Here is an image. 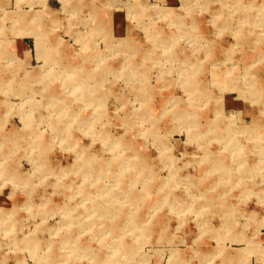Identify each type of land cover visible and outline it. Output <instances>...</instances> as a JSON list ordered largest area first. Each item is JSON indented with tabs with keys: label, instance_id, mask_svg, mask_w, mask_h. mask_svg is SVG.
<instances>
[{
	"label": "rangeland",
	"instance_id": "obj_1",
	"mask_svg": "<svg viewBox=\"0 0 264 264\" xmlns=\"http://www.w3.org/2000/svg\"><path fill=\"white\" fill-rule=\"evenodd\" d=\"M0 264H264V0H0Z\"/></svg>",
	"mask_w": 264,
	"mask_h": 264
},
{
	"label": "bare ground",
	"instance_id": "obj_2",
	"mask_svg": "<svg viewBox=\"0 0 264 264\" xmlns=\"http://www.w3.org/2000/svg\"><path fill=\"white\" fill-rule=\"evenodd\" d=\"M67 109V108H66ZM85 154V153H84ZM111 230V229H110Z\"/></svg>",
	"mask_w": 264,
	"mask_h": 264
}]
</instances>
